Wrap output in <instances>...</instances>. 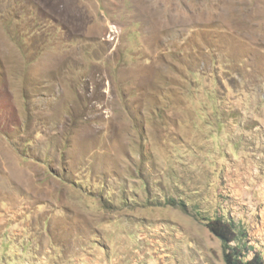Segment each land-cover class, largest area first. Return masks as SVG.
<instances>
[{
  "label": "rangeland",
  "instance_id": "374dc122",
  "mask_svg": "<svg viewBox=\"0 0 264 264\" xmlns=\"http://www.w3.org/2000/svg\"><path fill=\"white\" fill-rule=\"evenodd\" d=\"M216 216L264 258V0H0V264H225Z\"/></svg>",
  "mask_w": 264,
  "mask_h": 264
},
{
  "label": "trees",
  "instance_id": "16d2710c",
  "mask_svg": "<svg viewBox=\"0 0 264 264\" xmlns=\"http://www.w3.org/2000/svg\"><path fill=\"white\" fill-rule=\"evenodd\" d=\"M17 19L15 18L14 20L17 21ZM8 20L3 18L2 25L4 30L19 47L22 45V36L11 27L13 20L10 22ZM35 26L37 31L34 32H43L52 40L57 37L58 27L55 29L54 34L51 35L49 32L44 31L46 27L40 25V22L35 23ZM52 40L49 42L51 45L54 42ZM46 48L44 45L43 49L45 50ZM19 49L22 51L23 47ZM203 220L208 229L221 241L225 264H264L262 253L248 245L247 230L242 225L236 224L234 219H224V217L216 216L208 219L203 218Z\"/></svg>",
  "mask_w": 264,
  "mask_h": 264
}]
</instances>
